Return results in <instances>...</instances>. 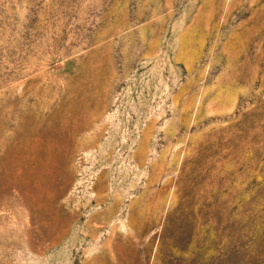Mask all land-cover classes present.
<instances>
[{
	"label": "rangeland",
	"instance_id": "374dc122",
	"mask_svg": "<svg viewBox=\"0 0 264 264\" xmlns=\"http://www.w3.org/2000/svg\"><path fill=\"white\" fill-rule=\"evenodd\" d=\"M0 264H264V0H0Z\"/></svg>",
	"mask_w": 264,
	"mask_h": 264
}]
</instances>
